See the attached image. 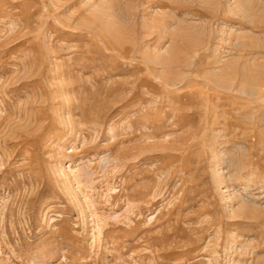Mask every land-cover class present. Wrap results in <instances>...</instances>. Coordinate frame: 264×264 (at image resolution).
Instances as JSON below:
<instances>
[{
    "label": "rangeland",
    "instance_id": "obj_1",
    "mask_svg": "<svg viewBox=\"0 0 264 264\" xmlns=\"http://www.w3.org/2000/svg\"><path fill=\"white\" fill-rule=\"evenodd\" d=\"M0 264H264V0H0Z\"/></svg>",
    "mask_w": 264,
    "mask_h": 264
}]
</instances>
